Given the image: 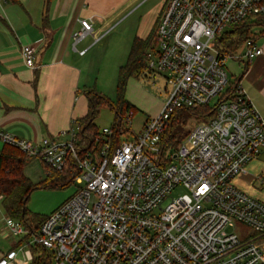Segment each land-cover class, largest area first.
I'll use <instances>...</instances> for the list:
<instances>
[{
	"label": "built area",
	"instance_id": "obj_1",
	"mask_svg": "<svg viewBox=\"0 0 264 264\" xmlns=\"http://www.w3.org/2000/svg\"><path fill=\"white\" fill-rule=\"evenodd\" d=\"M262 14L264 0H167L139 75L160 77L167 98L139 133L116 147L105 138L109 129L96 138L105 139L96 155L79 150L78 126L69 128L66 141L39 143L0 129L3 144L53 171L62 172L74 160L79 185L36 232L6 218L7 234L30 236L18 240L17 250L3 254L0 264H32V245L48 252L47 264H264L258 243L264 236V202L233 184L264 149V116L240 85L222 93L229 84L226 62H249L263 51L256 39L243 43L241 57L240 49L229 54L220 45L232 27ZM80 26L72 34L73 46L87 35L94 44L108 31L96 37L91 20H80ZM21 55L35 67L33 47H23ZM218 96L223 99L214 117L190 124L176 149H167L163 136L173 112ZM131 118L130 112L129 123ZM179 187L186 192L172 196Z\"/></svg>",
	"mask_w": 264,
	"mask_h": 264
},
{
	"label": "crops",
	"instance_id": "obj_2",
	"mask_svg": "<svg viewBox=\"0 0 264 264\" xmlns=\"http://www.w3.org/2000/svg\"><path fill=\"white\" fill-rule=\"evenodd\" d=\"M140 1L18 0L13 4L0 0V129L33 143L44 138L68 140L69 128L77 127V121L88 111L84 91L93 88L87 64V55L94 46L93 35L73 46L72 34L80 30V20H91L94 36L99 37L112 27L114 19L125 13V20L130 19L150 0L142 5ZM166 1L157 0L152 12L141 14L132 39L148 35ZM257 38L263 53L244 62L246 70L243 68L233 85H240L264 116V36ZM26 46L34 48V68L28 67L21 55ZM82 50L86 52L80 55ZM3 146L0 141V151ZM36 159L25 167L27 177ZM44 171L46 176L49 171ZM44 178L39 175L37 182ZM233 184L264 202V149L234 178ZM1 212L6 218L2 207ZM258 243L264 249V236Z\"/></svg>",
	"mask_w": 264,
	"mask_h": 264
},
{
	"label": "trees",
	"instance_id": "obj_3",
	"mask_svg": "<svg viewBox=\"0 0 264 264\" xmlns=\"http://www.w3.org/2000/svg\"><path fill=\"white\" fill-rule=\"evenodd\" d=\"M7 1L13 4L18 3V0ZM160 15L161 13H159L153 27L145 38L136 36L132 40L126 62L118 69L116 100L110 101L95 88L84 91L88 111L84 117L77 121L79 128L77 132L78 148L80 151H91L96 155V152L100 150L105 142V139L101 142H96V138L101 132L96 128L94 122L102 105L109 107L115 117V124L109 129L110 135L105 138H108L112 145L116 147L123 140L122 136L124 134H131L128 126L130 124L128 114L131 112L133 117L135 108L125 100L126 84L130 77L138 76L145 69V57L154 45ZM251 27H258L262 31L258 33V36H255L250 32ZM259 36H264V14L251 18L247 24H239L232 27V30L223 35L220 45L224 52L233 54L242 47L245 41L249 39L258 40L257 37ZM222 99L223 97H220L213 105L204 104L196 107L176 109L163 136L165 147L175 150L187 136L190 124L208 122L212 119L216 112L217 103ZM32 159L35 158L25 155L10 145L4 144L0 151V205L6 218L18 222L28 232H36L46 218V216L37 215L29 211L27 204L31 193L37 188H67L78 175V168L74 160L69 161L68 166L62 172L53 171L42 163L49 172L41 182L34 184L24 173L25 167ZM29 236L30 234L24 235L22 240H28ZM16 246L17 243L14 247ZM30 250L34 256L32 264L48 263L49 254L42 247L32 245ZM36 253L41 254L39 258H42V261L39 258L35 259Z\"/></svg>",
	"mask_w": 264,
	"mask_h": 264
},
{
	"label": "rangeland",
	"instance_id": "obj_4",
	"mask_svg": "<svg viewBox=\"0 0 264 264\" xmlns=\"http://www.w3.org/2000/svg\"><path fill=\"white\" fill-rule=\"evenodd\" d=\"M141 1L140 4L142 5L146 0ZM156 1L157 0H150L147 2L128 20H125L128 13L114 19L115 21L110 24L112 27L107 29L108 31L104 37L94 43L93 49L87 55V64L90 67V72H92L91 85H93V88L97 91H103L102 93L110 101H115L117 98L116 85L118 69L126 62L133 40L131 35L133 34L134 36L137 28L139 27V17L145 11L152 12L153 10L151 7ZM123 20L125 21L121 24ZM119 24L121 25L118 26ZM251 28L250 32L255 36H258L261 29L258 27ZM225 30H227V28L224 29V31ZM243 52L244 49L241 48L237 52V56L241 57ZM245 63L243 58L236 62L232 60H228L226 62L225 69L228 75L229 84L225 87L222 93H224L228 87H231L237 78L241 76ZM139 75L136 77H130L126 84L124 97L125 100L135 108V114L128 125L131 130V134H124L122 136L123 139H132L133 134L136 135L139 133L147 116L150 115L152 117L158 114L161 105H163L167 98V88L165 87L164 81L160 77L153 80L150 78L145 79ZM219 98L220 96L215 97L209 104L213 105ZM114 118V113L109 109V107L102 105L99 114L94 121L96 128L100 132L103 129H111L115 124ZM36 160L37 162L32 163L30 170H27L28 177L34 184L40 182H37L39 175L42 174L43 178L45 177V166L39 159ZM173 161L174 163L177 162V160ZM31 162L33 161L31 160L29 164ZM78 186L79 185L73 181L69 187L64 189H54L50 187L37 188L31 193L27 207L31 213L47 216L70 196H72ZM185 192V189L179 187L173 190L171 195L178 196L179 194H183ZM5 221L6 218L1 212L0 205V254L6 253L11 249L17 250V246L14 247V245L18 242V240L23 238V236L20 238H14L7 234L4 230ZM236 231H239L237 227ZM27 249L28 248L25 250ZM40 256L41 254L36 253L35 259H38Z\"/></svg>",
	"mask_w": 264,
	"mask_h": 264
}]
</instances>
